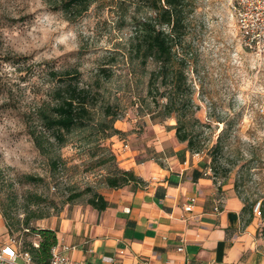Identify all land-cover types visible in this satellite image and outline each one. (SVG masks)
<instances>
[{"label":"rangeland","instance_id":"374dc122","mask_svg":"<svg viewBox=\"0 0 264 264\" xmlns=\"http://www.w3.org/2000/svg\"><path fill=\"white\" fill-rule=\"evenodd\" d=\"M131 1L143 15V1ZM229 1L188 0L189 26L179 49L184 128L193 152L208 160L214 183L230 186L252 209L260 204L253 218L264 240V69L240 44ZM123 12L115 0H94L81 13L60 9L55 0H0V209L9 214V239L19 245L36 240L26 236L27 217L44 224L69 195L85 192L77 198L85 201L87 188H102L109 163L101 160L114 142L94 123L104 128V120L116 117L114 126L137 159L154 155L159 130L165 138L174 132L175 119L162 111L165 100L157 105L158 95L146 93V77L123 59L130 34L120 27ZM54 69L76 73L80 84L94 88L91 125L61 146L36 116L49 101ZM29 130L41 132L58 157L41 155Z\"/></svg>","mask_w":264,"mask_h":264},{"label":"crops","instance_id":"0c3cea01","mask_svg":"<svg viewBox=\"0 0 264 264\" xmlns=\"http://www.w3.org/2000/svg\"><path fill=\"white\" fill-rule=\"evenodd\" d=\"M159 131L149 158L137 159L129 145L113 140L117 163L141 183L100 189L108 203L102 211L71 202L44 224L37 221L56 231L57 251L82 264H264L256 218L245 223L242 201L206 174L207 159L193 157L174 132L165 138ZM8 240L0 215V248Z\"/></svg>","mask_w":264,"mask_h":264},{"label":"trees","instance_id":"16d2710c","mask_svg":"<svg viewBox=\"0 0 264 264\" xmlns=\"http://www.w3.org/2000/svg\"><path fill=\"white\" fill-rule=\"evenodd\" d=\"M94 0H55L57 7L62 10L74 9L77 13L85 11ZM116 4L124 11L120 21V27H127L130 30L128 39L125 42V52H121L125 63L134 70H138L146 77V93L148 95L157 94L156 104L163 98L165 102L161 104L165 117L175 119V124L169 125L174 130V138L186 145V148L193 152L194 141L184 128V95L181 89L186 84V75L184 72V63L179 49L185 41L186 29L189 26V2L188 0H142L143 15L138 14L137 4L131 0H115ZM152 66L147 70L148 66ZM103 73L106 68L99 70ZM68 70H52L51 75L54 84L51 87L49 101L36 110V116L42 126V129L51 132V138L59 145L67 142L70 134L75 130L82 133L89 127L91 120L94 88L90 84H80L76 75ZM108 115V107L105 112ZM116 117L108 118L102 123H94V127L106 131L104 138H113L124 143L120 138L122 130L116 128L114 123ZM29 135L37 151L44 156L50 154L46 143L48 139L35 130H29ZM217 146H214L216 148ZM115 148L109 150V158L102 159L101 163H109L107 174L103 177L102 188H120L130 183H141L131 170H126L119 166L116 158ZM52 159V158H51ZM109 161V162H108ZM55 166L56 162H51ZM28 180L34 181L35 177L27 175ZM101 188V189H102ZM91 192L85 201L77 198L85 193L79 192L68 196L66 203L86 202L98 211L104 210L108 203L100 189L91 190L87 188L86 192ZM243 203L242 213L246 215L243 219L249 223L253 217L252 206L242 199L239 194L236 195ZM38 201H42L41 196H37ZM1 216L5 221L7 232L11 230L9 214L4 208L0 209ZM40 219L41 216L36 217ZM26 236L35 235L36 240H24L20 249L29 252L35 264H48L50 260V251L57 244L56 231L48 227H41L35 223L32 225L30 219H25Z\"/></svg>","mask_w":264,"mask_h":264},{"label":"built area","instance_id":"2783aa9c","mask_svg":"<svg viewBox=\"0 0 264 264\" xmlns=\"http://www.w3.org/2000/svg\"><path fill=\"white\" fill-rule=\"evenodd\" d=\"M229 6L235 18L236 27L239 33L240 44L251 53L257 65L264 69V0H230ZM123 149L128 148V143L122 144ZM193 157H201L199 152H193ZM211 168L208 167L206 174L210 175ZM212 177V176H211ZM195 198L184 206V211H192ZM260 204L253 207V215L260 216ZM216 210V208H215ZM67 249V247H64ZM179 246L177 251H182ZM121 252V251H120ZM105 262L115 263L113 257L103 256ZM0 264H35L29 252L20 249V245L13 239H9L6 246L0 248ZM48 264H82L73 261L66 255L58 252L56 246L50 251Z\"/></svg>","mask_w":264,"mask_h":264}]
</instances>
